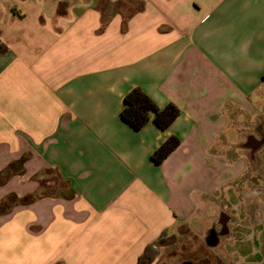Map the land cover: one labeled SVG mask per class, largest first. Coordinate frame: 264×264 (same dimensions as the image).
I'll list each match as a JSON object with an SVG mask.
<instances>
[{"label": "crops", "instance_id": "1", "mask_svg": "<svg viewBox=\"0 0 264 264\" xmlns=\"http://www.w3.org/2000/svg\"><path fill=\"white\" fill-rule=\"evenodd\" d=\"M263 74L264 0H0V202L64 181L0 213V264H136L163 231L151 264H264ZM134 87L177 118L131 127Z\"/></svg>", "mask_w": 264, "mask_h": 264}, {"label": "trees", "instance_id": "2", "mask_svg": "<svg viewBox=\"0 0 264 264\" xmlns=\"http://www.w3.org/2000/svg\"><path fill=\"white\" fill-rule=\"evenodd\" d=\"M261 82L264 83V74L261 77ZM264 97V95H263ZM124 107L121 110L120 116L123 121L128 123L134 129L143 128L151 119L154 124L160 129H166L179 115L178 107L173 103L166 104L163 108L158 107L155 101L149 97L140 87L132 88L123 99ZM180 138L176 135H170L166 140L157 147L151 155V159L155 163H161L167 158L179 145ZM25 157L11 161L3 170L0 171V183L8 180L11 176L24 173L23 163ZM64 182V181H63ZM63 189V187H62ZM39 193L28 194L21 198L15 194L12 195V204L5 206V202L9 196L0 202V213L5 212L15 204L27 205L34 202L37 198L44 196H59L52 190L40 189ZM9 206V207H8ZM9 210V209H8ZM165 235L162 232L160 237L148 243L143 252L138 256L136 264H151L159 253L158 241Z\"/></svg>", "mask_w": 264, "mask_h": 264}, {"label": "rangeland", "instance_id": "3", "mask_svg": "<svg viewBox=\"0 0 264 264\" xmlns=\"http://www.w3.org/2000/svg\"><path fill=\"white\" fill-rule=\"evenodd\" d=\"M20 179L22 180V182H21L22 184L28 182V180H23L22 178H20ZM31 179L32 180L36 179L38 181V190H40V189L52 190L55 193H57V195L64 193L62 191V190H64V182L59 178L58 174L53 169H50V170L46 169V170L42 171L40 174L32 176ZM262 179H264V176L262 177ZM245 182L251 183V180H249V177L245 176ZM16 184H18V183L16 182ZM21 187H22V185H21ZM62 187H63V189H62ZM14 193H16V192L11 191L9 193L8 199L6 201H4L5 204L7 203L5 206L12 204V200H13L12 195ZM37 193H39V191H37Z\"/></svg>", "mask_w": 264, "mask_h": 264}]
</instances>
